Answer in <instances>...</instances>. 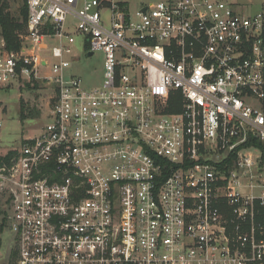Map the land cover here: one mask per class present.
Wrapping results in <instances>:
<instances>
[{
  "label": "built area",
  "instance_id": "obj_1",
  "mask_svg": "<svg viewBox=\"0 0 264 264\" xmlns=\"http://www.w3.org/2000/svg\"><path fill=\"white\" fill-rule=\"evenodd\" d=\"M253 5L27 0L20 48L0 38V89L53 96L0 166L7 264H264V0ZM97 53L102 81L87 86L72 70Z\"/></svg>",
  "mask_w": 264,
  "mask_h": 264
},
{
  "label": "rangeland",
  "instance_id": "obj_2",
  "mask_svg": "<svg viewBox=\"0 0 264 264\" xmlns=\"http://www.w3.org/2000/svg\"><path fill=\"white\" fill-rule=\"evenodd\" d=\"M160 0H130L134 9L142 4ZM239 3L252 2L250 9L259 8V0H234ZM7 11L18 16L24 6V0H7ZM80 75L87 86L100 84L103 77V55L97 53L93 57H81L79 65L72 70ZM53 90L48 84L38 83L36 87H27L23 84H14L11 87L0 89V118L3 120L0 135V152L6 155L20 146L21 140L26 135H37L46 119L52 101ZM28 116L20 117L22 108ZM31 113V114H30ZM8 203L5 195L0 193V264H7L12 250V236L7 230L6 217Z\"/></svg>",
  "mask_w": 264,
  "mask_h": 264
},
{
  "label": "trees",
  "instance_id": "obj_3",
  "mask_svg": "<svg viewBox=\"0 0 264 264\" xmlns=\"http://www.w3.org/2000/svg\"><path fill=\"white\" fill-rule=\"evenodd\" d=\"M7 8V0H0V38H4L8 50H17L20 48L19 33L24 30L27 19V0H24V6L21 8L20 14L18 16L7 11ZM26 86L31 87L30 84H26ZM33 87H36V85ZM179 110L180 106L172 105L171 111ZM20 117L22 119L30 117L26 114L24 107L22 108ZM256 143L260 145L259 142ZM14 155L15 151H10L6 155L1 154L0 152V166L3 164H10ZM11 260H13V258H11Z\"/></svg>",
  "mask_w": 264,
  "mask_h": 264
},
{
  "label": "water",
  "instance_id": "obj_4",
  "mask_svg": "<svg viewBox=\"0 0 264 264\" xmlns=\"http://www.w3.org/2000/svg\"><path fill=\"white\" fill-rule=\"evenodd\" d=\"M93 53H89V56H91Z\"/></svg>",
  "mask_w": 264,
  "mask_h": 264
}]
</instances>
